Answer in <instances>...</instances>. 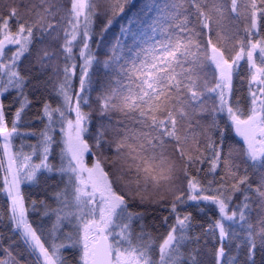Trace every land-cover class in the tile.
Segmentation results:
<instances>
[{"label": "snow or ice", "instance_id": "snow-or-ice-1", "mask_svg": "<svg viewBox=\"0 0 264 264\" xmlns=\"http://www.w3.org/2000/svg\"><path fill=\"white\" fill-rule=\"evenodd\" d=\"M262 33L264 0H0V264H186L185 205L219 212L206 230L214 264H264ZM98 65L115 87L94 79ZM34 106L43 127L22 134ZM21 135L37 139L29 152ZM165 204L175 223L157 260L135 209Z\"/></svg>", "mask_w": 264, "mask_h": 264}, {"label": "trees", "instance_id": "trees-1", "mask_svg": "<svg viewBox=\"0 0 264 264\" xmlns=\"http://www.w3.org/2000/svg\"><path fill=\"white\" fill-rule=\"evenodd\" d=\"M17 3H27L28 0H16ZM102 3L103 0H100ZM133 3H136L137 0H132ZM207 3H211L212 0H205ZM227 3L230 4V0H226ZM120 23L117 22L114 27L112 28V32L115 33L116 35H119L120 31ZM223 24L225 25L224 32L225 34H230L233 29H238L239 35L241 38H244L245 33H244V22L243 21H234L230 19H226L223 21ZM264 35V33H262ZM112 39V37H110ZM93 50L97 51L95 48V45L93 46ZM103 52H100V59H103ZM62 63V59H61ZM241 68L238 70V74L234 76V87L237 90V95L241 94V91L246 92V84L242 85V77L247 75L246 71V63L245 61H241ZM94 79H99L102 80L105 85H108L109 83L111 84L112 87H115L114 80H112V74L105 72L103 65H98L94 67ZM210 78V74H209ZM28 92L30 95H34L38 97L40 95L39 92L32 93V87L31 85L29 88L25 90ZM46 95V93H45ZM96 93H93V97H95ZM7 99L5 100V104H7ZM206 104L208 107H211L213 104V99L206 98ZM55 106V105H54ZM36 112L37 108L34 106L31 110H29L25 117L24 121L22 122L20 131L21 133H26V132H39V130L43 127L42 124L39 123V120L36 117ZM233 136H235V133L233 132ZM28 141L30 142L29 144H36L37 139L35 137H27ZM236 139H239L238 137ZM19 140V137L15 139V142ZM27 141V140H26ZM232 142V141H230ZM58 152V150H57ZM0 158H2V153H1V148H0ZM58 157L56 160V163H58ZM3 183V170H0V185ZM57 183H59V177L53 176L51 179L48 180V185L50 186L48 196H51V188L54 187ZM60 188H63V184H60ZM26 193H38L39 198L41 199H46L47 197L45 196V193L42 191H39L36 188H24ZM35 198V197H34ZM48 204L52 209L57 208V204L54 200L48 199ZM5 205H6V197L3 193L2 190H0V215L4 214L5 211ZM201 208H204V213L202 214L198 208L195 206H189L185 205L181 209V214L183 213H191L192 216L194 217L193 220V225L194 227L190 230L188 235L190 237H193V239L189 240L186 242L185 246L182 248V251L184 252V260L186 264H190L189 261V256L190 255H196L198 258H204L206 259L209 264H214V257L211 255H206V249H213L214 245L216 247L219 246V242L216 238H214L212 235L208 234L206 232L208 225L217 219L219 217V212L217 209H215L214 206H205L201 205ZM138 212H144L145 213V218L142 221L146 225V231L151 233V238L153 241V256L159 258V244L160 240L163 239L168 230H169V225H172L175 223V216L171 213L170 211V205L165 204V205H150L146 207H141L135 209ZM259 209L257 208L256 204H253V212L252 215L255 218L257 215V212ZM164 217H168V223H164ZM29 219L34 221V222H39V220H43V222L50 227L51 223L55 222V216L51 217V220H49L47 217H44L41 215L39 218L36 213H31L29 215ZM196 225H203V229ZM67 231V229H65ZM137 232H139V228L137 227ZM155 235H154V234ZM196 236H199V241L195 239ZM241 259L243 256L241 255ZM259 258V257H257Z\"/></svg>", "mask_w": 264, "mask_h": 264}, {"label": "rangeland", "instance_id": "rangeland-1", "mask_svg": "<svg viewBox=\"0 0 264 264\" xmlns=\"http://www.w3.org/2000/svg\"><path fill=\"white\" fill-rule=\"evenodd\" d=\"M22 143L25 145L24 151L29 152L30 149L27 147V145H29L30 142L28 141L27 137H24L23 135H21L19 137L18 141L15 142V140H14V144H15L16 148H19ZM2 144H3V139L0 138V148H1V153H2V157H3ZM36 162H38V161H36Z\"/></svg>", "mask_w": 264, "mask_h": 264}, {"label": "flooded vegetation", "instance_id": "flooded-vegetation-1", "mask_svg": "<svg viewBox=\"0 0 264 264\" xmlns=\"http://www.w3.org/2000/svg\"><path fill=\"white\" fill-rule=\"evenodd\" d=\"M153 234H154V233H153ZM154 235H155V234H154ZM162 241H163V239H161L159 242L162 243ZM153 258H154V259H157V260L159 259V258L154 257V256H153Z\"/></svg>", "mask_w": 264, "mask_h": 264}]
</instances>
